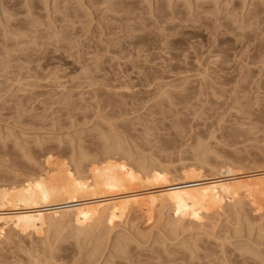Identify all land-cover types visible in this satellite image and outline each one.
Instances as JSON below:
<instances>
[{
  "label": "rangeland",
  "instance_id": "obj_1",
  "mask_svg": "<svg viewBox=\"0 0 264 264\" xmlns=\"http://www.w3.org/2000/svg\"><path fill=\"white\" fill-rule=\"evenodd\" d=\"M49 156L85 176L264 174V0H0V188ZM140 193L91 200L103 207L84 233L0 221V264H264V189L191 217Z\"/></svg>",
  "mask_w": 264,
  "mask_h": 264
},
{
  "label": "bare ground",
  "instance_id": "obj_2",
  "mask_svg": "<svg viewBox=\"0 0 264 264\" xmlns=\"http://www.w3.org/2000/svg\"><path fill=\"white\" fill-rule=\"evenodd\" d=\"M196 54H194V57L197 58L200 53L198 56H196ZM197 63V65H200L201 63L199 57L197 58ZM175 64L172 65V69ZM170 65L166 67L168 68ZM218 67L219 70H223L221 64L219 63ZM167 68L164 67V70ZM145 69L147 68L145 67ZM193 69L194 68H192V70L188 69V72L186 73H191V71H194ZM219 70L217 73L218 78L223 77L224 80L231 79V76L228 77L220 75ZM197 71L198 70H196V73ZM192 73H195V71ZM198 73H200V71H198ZM147 75L149 74L147 73ZM156 75L161 78V76H159L160 73L152 74L154 77ZM144 76L147 77L146 75ZM105 146L106 147L104 148L108 147V149H110L109 147H112V150L110 151L106 149V151L110 154L113 153V150H115L112 145ZM103 151H105V149ZM107 152H104L103 154L106 155L105 158L108 160ZM116 153L113 154L116 156ZM113 154H111L113 156L112 158H115ZM110 158L111 157H109V159ZM112 158L111 161L114 160H112ZM44 160H47V164H49V166L47 165L48 169L46 168L40 173L38 172L39 174L37 175H34V173L25 180L22 178L24 182L22 181L23 183H21L13 193L8 191L10 189L12 190L10 187L5 188L4 186L5 189L0 188L1 222L7 223L11 220L21 219L27 224H32L34 222H42L46 220L50 225H54L57 222L72 220L75 224V231L77 233H84L89 228L91 221L95 218H99L101 214H98L97 209L103 207V205L100 204V200L91 201L95 199L117 195L119 204L124 206L131 203L127 194L147 191V194L140 193L134 197V201L138 202L141 207L148 209L150 204L154 200H157L160 205H169L171 208L178 211L182 216L191 217L197 213L203 212L217 200L218 202L234 201L243 189H264V174H259L260 176H256L257 178L255 177V180H252V177L250 178V176L239 177L232 175H226L224 178H207L200 176L199 173H194L195 170L188 169V171L184 170L183 172L186 177L188 175L190 176L187 178L185 177V179L181 182H172L164 172L163 168L155 165L151 166L152 164H150V167H145H149L146 171H141L142 167H138L141 171L140 173L137 172L139 170L137 168L135 169L137 170L135 172L133 168L132 169L134 171L132 169H127L126 167L123 168L122 165L119 167L123 168V171L118 167V165L114 164H108L102 166L101 168H92V170L90 165V168L88 167L89 170L87 169L90 173L88 176H85L82 174L83 172L75 174L69 169L70 167H66L65 162V164H60L61 162L58 161V165L57 163H54L51 166L50 163L52 161L50 160L55 161L58 159L52 157L50 158L49 156ZM103 161L105 160L103 159ZM109 161H106V163ZM116 163L117 162H115V164ZM118 164L120 163L118 162ZM61 165L65 166L62 167ZM77 171L79 172V170ZM8 172H11V170H7V173ZM25 174H23L24 178L26 176ZM150 182L154 183L149 184ZM7 210H20V212L12 217Z\"/></svg>",
  "mask_w": 264,
  "mask_h": 264
}]
</instances>
